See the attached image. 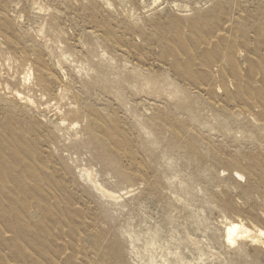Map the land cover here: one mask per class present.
Returning a JSON list of instances; mask_svg holds the SVG:
<instances>
[{
  "label": "rangeland",
  "instance_id": "obj_1",
  "mask_svg": "<svg viewBox=\"0 0 264 264\" xmlns=\"http://www.w3.org/2000/svg\"><path fill=\"white\" fill-rule=\"evenodd\" d=\"M0 96V264H264V0H0Z\"/></svg>",
  "mask_w": 264,
  "mask_h": 264
},
{
  "label": "bare ground",
  "instance_id": "obj_2",
  "mask_svg": "<svg viewBox=\"0 0 264 264\" xmlns=\"http://www.w3.org/2000/svg\"><path fill=\"white\" fill-rule=\"evenodd\" d=\"M2 92V91H1ZM17 94V93H16ZM16 94H14V92L12 93V94H9V95H7L10 99H14L15 97L16 98H19V97H17L18 96V94H17V96H16ZM6 96V98H8ZM1 97V96H0ZM4 97H5V95H4ZM12 99V100H13ZM15 100V99H14ZM20 100V99H19ZM19 102H21V100L19 101ZM239 230V226H234V225H231V228L228 230V241H231V240H233L234 239V237H232V236H234L236 233H237V231ZM258 234L260 235V236H262L263 235V232L262 231H259L258 232Z\"/></svg>",
  "mask_w": 264,
  "mask_h": 264
}]
</instances>
